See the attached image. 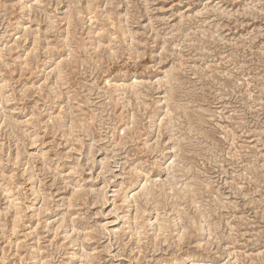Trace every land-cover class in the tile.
Segmentation results:
<instances>
[{
  "label": "rangeland",
  "instance_id": "obj_1",
  "mask_svg": "<svg viewBox=\"0 0 264 264\" xmlns=\"http://www.w3.org/2000/svg\"><path fill=\"white\" fill-rule=\"evenodd\" d=\"M0 264H264V0H0Z\"/></svg>",
  "mask_w": 264,
  "mask_h": 264
},
{
  "label": "bare ground",
  "instance_id": "obj_2",
  "mask_svg": "<svg viewBox=\"0 0 264 264\" xmlns=\"http://www.w3.org/2000/svg\"><path fill=\"white\" fill-rule=\"evenodd\" d=\"M138 215V214H137ZM141 231V230H140ZM138 233V232H137Z\"/></svg>",
  "mask_w": 264,
  "mask_h": 264
}]
</instances>
